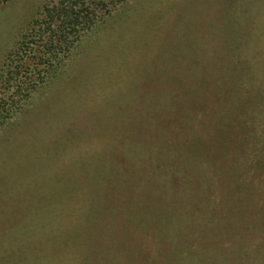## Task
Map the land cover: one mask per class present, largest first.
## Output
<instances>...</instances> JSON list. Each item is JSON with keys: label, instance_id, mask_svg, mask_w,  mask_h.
<instances>
[{"label": "rangeland", "instance_id": "rangeland-1", "mask_svg": "<svg viewBox=\"0 0 264 264\" xmlns=\"http://www.w3.org/2000/svg\"><path fill=\"white\" fill-rule=\"evenodd\" d=\"M262 74L264 0H124L0 121V264H264Z\"/></svg>", "mask_w": 264, "mask_h": 264}, {"label": "trees", "instance_id": "trees-1", "mask_svg": "<svg viewBox=\"0 0 264 264\" xmlns=\"http://www.w3.org/2000/svg\"><path fill=\"white\" fill-rule=\"evenodd\" d=\"M124 0H43L34 15L25 23L12 47L2 56L0 62V121L8 117L13 110L30 96L35 88L43 84L65 60L71 49L93 27L111 11L116 9ZM9 0H0V4ZM237 54L236 51H234ZM237 62V61H236ZM250 76V75H249ZM254 76V75H253ZM249 77L248 86L257 93V111L251 117V124L264 125V112L260 104L264 105V74L259 75L255 83ZM250 84V85H249ZM260 113V114H259ZM264 129L257 136L258 146L256 154L250 157L247 171L256 174L255 179L262 180L264 175ZM246 183L251 184L247 176ZM256 251L264 253V239L257 241ZM186 253H177L178 264L184 262ZM182 254V255H181ZM237 263L245 264L250 251L243 250ZM176 257V258H177ZM258 259V258H257Z\"/></svg>", "mask_w": 264, "mask_h": 264}]
</instances>
